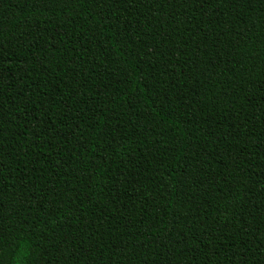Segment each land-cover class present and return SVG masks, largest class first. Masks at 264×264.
Returning <instances> with one entry per match:
<instances>
[{"label": "trees", "instance_id": "1", "mask_svg": "<svg viewBox=\"0 0 264 264\" xmlns=\"http://www.w3.org/2000/svg\"><path fill=\"white\" fill-rule=\"evenodd\" d=\"M0 264H264V0H0Z\"/></svg>", "mask_w": 264, "mask_h": 264}]
</instances>
